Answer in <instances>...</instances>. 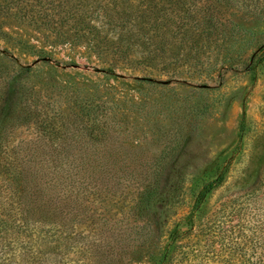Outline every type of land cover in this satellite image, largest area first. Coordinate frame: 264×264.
I'll return each instance as SVG.
<instances>
[{"label":"rangeland","instance_id":"obj_1","mask_svg":"<svg viewBox=\"0 0 264 264\" xmlns=\"http://www.w3.org/2000/svg\"><path fill=\"white\" fill-rule=\"evenodd\" d=\"M211 180L238 238L264 215V0H0V264H156Z\"/></svg>","mask_w":264,"mask_h":264},{"label":"trees","instance_id":"obj_2","mask_svg":"<svg viewBox=\"0 0 264 264\" xmlns=\"http://www.w3.org/2000/svg\"><path fill=\"white\" fill-rule=\"evenodd\" d=\"M217 182L211 180L197 194L183 222L186 229L180 230L175 225L156 264H264V215L250 227L244 219L243 225H232L238 232V238L234 239L232 228L227 226L226 205L219 209V215H203L207 193L218 186Z\"/></svg>","mask_w":264,"mask_h":264}]
</instances>
